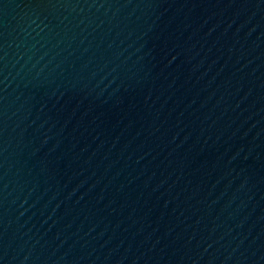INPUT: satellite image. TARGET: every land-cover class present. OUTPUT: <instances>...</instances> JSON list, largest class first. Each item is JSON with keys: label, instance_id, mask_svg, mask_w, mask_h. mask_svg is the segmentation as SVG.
Returning a JSON list of instances; mask_svg holds the SVG:
<instances>
[{"label": "water", "instance_id": "95a60500", "mask_svg": "<svg viewBox=\"0 0 264 264\" xmlns=\"http://www.w3.org/2000/svg\"><path fill=\"white\" fill-rule=\"evenodd\" d=\"M0 264H264V0H0Z\"/></svg>", "mask_w": 264, "mask_h": 264}]
</instances>
